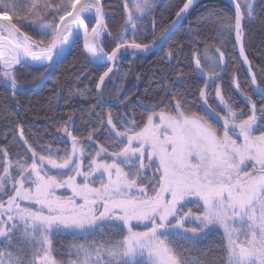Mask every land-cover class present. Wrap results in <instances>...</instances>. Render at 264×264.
I'll return each mask as SVG.
<instances>
[{"label":"snow or ice","instance_id":"snow-or-ice-1","mask_svg":"<svg viewBox=\"0 0 264 264\" xmlns=\"http://www.w3.org/2000/svg\"><path fill=\"white\" fill-rule=\"evenodd\" d=\"M231 2L234 18L225 14L216 25L219 46L203 38L201 50V34L191 36L189 62L191 72L203 78L198 89L203 115L179 91L172 94L174 104L157 101L139 122L134 114L115 118L109 111L105 118L101 111L87 142L94 144L105 132L107 146L93 151L70 130L69 116L57 130L70 146L42 148L45 154L17 125L26 154L12 156L0 148V264H200L184 255L180 242L194 245L213 232L221 239L220 264H264V103L258 107L242 92L246 113L217 84L226 70L224 38L233 31L249 63L242 21L252 19L254 0ZM192 3L187 0L176 16ZM123 7L118 42L109 52L102 42L106 32L112 35L102 0H0V79L15 94L23 87L20 68L38 70L33 83L46 78L82 31L85 60L106 69L95 88L97 104L107 103L102 85L119 60L167 44L175 26L157 33L153 22V39L137 42L138 24L151 15L155 0H124ZM88 19L95 21L91 30ZM33 26L37 35L29 34ZM167 55L173 58L174 50ZM248 71L253 91L264 101V87L251 67ZM233 83L241 89L235 77ZM125 99L109 97L115 103ZM63 188L71 195L56 194ZM61 234L82 238L68 248L74 258L55 255L53 241Z\"/></svg>","mask_w":264,"mask_h":264},{"label":"trees","instance_id":"trees-1","mask_svg":"<svg viewBox=\"0 0 264 264\" xmlns=\"http://www.w3.org/2000/svg\"><path fill=\"white\" fill-rule=\"evenodd\" d=\"M51 1L55 4L60 3V0ZM102 2L107 13L108 31L112 33L108 35L106 32L102 42L105 50L110 52L118 42L115 36L125 18L124 3L123 0ZM185 2L186 0H159L151 15L146 16L142 24H138L140 30L135 37L137 42H150L153 39V22L158 33L171 24L176 12ZM254 9L252 19L249 21L246 18L243 21L244 47L252 70L256 74L257 84L264 87V0H257ZM225 14L234 18L235 12L228 1L202 0L190 10L182 25L161 50L147 55H124L109 77L105 78L102 90L108 102L104 104H97L95 84L99 74L106 69L96 68L85 61L81 38L74 41L69 54L45 81L42 79L33 83L35 76L39 74L38 70L20 68L17 73L19 83L26 88L13 94L10 87L0 79V148L7 147L12 156L17 153L26 154V146L18 138V124L23 126L25 138L41 154H45L42 148L55 150L70 146L71 141L57 129L71 116L72 123L68 125L70 130L83 139L88 151H93L99 144L107 146L105 132L96 136L94 144L87 142V135L96 123V113L102 111L105 118L109 111L115 118L134 114L139 122L143 114L157 101H162V106L174 104L172 94L177 91L182 92L192 103L194 110L203 115L198 97V89L204 87L203 78L191 72L193 65L189 62L193 47L191 36H195L197 32L201 34V50L203 38H207L209 45L219 46L216 25L219 18ZM86 22L91 30L94 20ZM28 30L29 34L37 35L36 29ZM126 38L131 40L133 37L127 33ZM224 42L225 47L222 50L225 51L226 70L217 84L226 97L234 100L237 108H242L247 113L249 106L242 92L250 95L258 107L264 101L252 89L237 51L235 32L233 31L230 37H225ZM180 46L182 51L177 50ZM170 50H174L171 59L167 55ZM234 77L241 84L239 90L233 83ZM212 87L215 88V85ZM79 91H83L84 95H79ZM117 96L127 99L124 103L109 101V97ZM212 96L214 97V91ZM209 103L216 107L211 98ZM92 105H96V108L90 113ZM61 138L66 144L61 143ZM27 155L30 156V153ZM138 230L143 229L141 227ZM73 242H82V238H74L69 234L56 236L53 241L55 255L58 258L63 255L64 259L74 258L68 255V248ZM180 243L184 245L181 250L190 261L220 264L223 250L217 232L209 234L207 238L199 240L194 245L192 242Z\"/></svg>","mask_w":264,"mask_h":264},{"label":"water","instance_id":"water-1","mask_svg":"<svg viewBox=\"0 0 264 264\" xmlns=\"http://www.w3.org/2000/svg\"><path fill=\"white\" fill-rule=\"evenodd\" d=\"M202 0H193V3H192V5L189 7V9L187 10V12H185V13H182L181 14V17H175L174 18V20L171 22V24L170 25H172L173 24V22H175V26H174V31L172 32V36H173V34L179 29V27L182 25V23H183V21H184V19H185V17L187 16V14L190 12V10L195 6V5H197L199 2H201ZM226 1H228L229 2V4L232 6V8H233V10H234V12H235V6L233 5V3L231 2V0H226ZM186 2H187V0H186ZM185 2V3H186ZM85 23H86V21H85ZM87 24V23H86ZM242 26H243V21H242ZM171 36V37H172ZM81 39H82V42H83V33L81 34ZM235 43H236V47H237V51H238V54H239V57H240V59H241V61H242V63H243V65H244V67H245V71H246V74H247V76H248V79H249V81L251 80V73H249V71H248V69H249V67H251V64H250V61H249V59H248V61H249V63L248 64H246V63H244V61H243V57H241L240 56V52H239V49H240V44L239 43H237L236 42V38H235ZM242 43H243V46H244V29H243V36H242ZM166 44H164V45H157L156 47H154V48H152L150 51H148V52H146V53H138V54H143V55H147V54H150V53H153V52H157V51H159V50H161L164 46H165ZM244 51H245V47H244ZM69 52H70V50L69 51H67L66 53L64 52V55H63V58L60 60V62L69 54ZM129 52H131V50H129ZM83 55H85L84 54V51H83ZM245 55L247 56V54H246V51H245ZM85 59V58H84ZM86 61V60H85ZM59 62V63H60ZM87 62V61H86ZM58 63V64H59ZM88 63V62H87ZM57 64V65H58ZM88 64H90V63H88ZM56 65V66H57ZM90 65H92V64H90ZM55 66V67H56ZM93 66V65H92ZM32 69H35V70H37L35 67H33ZM54 70V69H53ZM52 70V71H53ZM251 70H252V67H251ZM51 71V72H52ZM252 72H253V70H252ZM50 75V74H49ZM224 75V72L221 74V76H223ZM49 76H47V78H48ZM46 78V79H47ZM45 79V80H46ZM44 80V81H45ZM252 86V89L255 87V85H251ZM255 93V92H254ZM256 94V93H255ZM257 95V94H256ZM258 97H260L259 95H257Z\"/></svg>","mask_w":264,"mask_h":264},{"label":"rangeland","instance_id":"rangeland-1","mask_svg":"<svg viewBox=\"0 0 264 264\" xmlns=\"http://www.w3.org/2000/svg\"><path fill=\"white\" fill-rule=\"evenodd\" d=\"M159 0H155V4L158 2ZM240 2L241 3H243V0H240ZM256 2H257V0H254V8H255V4H256ZM51 3H53L52 1H51ZM123 3H124V0H123ZM53 4H55V3H53ZM10 19H11V17H10ZM94 20V19H93ZM87 21H92V19H88ZM87 23V22H86ZM94 24H95V21H94ZM32 28H34L35 29V27L33 26ZM37 30V29H36ZM38 31V30H37ZM83 32L81 31L80 33H79V37L81 36V34H82ZM127 33H130L131 35H132V33H131V30H129ZM126 33V34H127ZM74 43V42H73ZM73 43L70 45V47H68L67 49H65V53L67 52V51H69L70 50V48L72 47V45H73ZM18 68H19V66H17ZM47 77V76H46ZM103 86V85H102ZM26 87L25 86H23L22 88H20V89H18V90H21V89H25ZM214 95H215V93H214ZM56 171L57 170H53V174H55L56 173ZM80 178H78V180H79ZM56 194L57 195H71V190L70 189H67V188H63V189H57L56 190ZM135 223V222H134Z\"/></svg>","mask_w":264,"mask_h":264},{"label":"bare ground","instance_id":"bare-ground-1","mask_svg":"<svg viewBox=\"0 0 264 264\" xmlns=\"http://www.w3.org/2000/svg\"><path fill=\"white\" fill-rule=\"evenodd\" d=\"M0 22H2V21H0Z\"/></svg>","mask_w":264,"mask_h":264}]
</instances>
